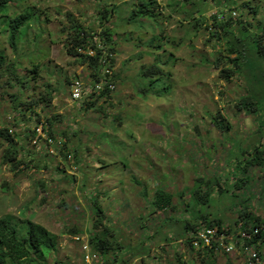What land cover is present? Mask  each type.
Instances as JSON below:
<instances>
[{
  "label": "rangeland",
  "instance_id": "obj_1",
  "mask_svg": "<svg viewBox=\"0 0 264 264\" xmlns=\"http://www.w3.org/2000/svg\"><path fill=\"white\" fill-rule=\"evenodd\" d=\"M156 1L152 8L148 3L138 11L140 0H11L10 17L28 6L35 7L32 20L19 30L15 47L8 39L9 15L0 16V46L6 53L5 66L0 67V127L8 126L20 134L10 144L0 141V218L12 216L11 224L35 221L57 236V250L35 264H169L176 255L186 264H245L238 248L229 254L215 252L209 262L201 250L193 249L180 236L183 223L173 221L185 217L189 205L197 212L223 218L233 229L235 219L243 218L240 208L247 206L248 200L236 192V182L247 175L243 160L254 156L253 148L260 144L264 98L249 112L237 107L252 86L246 89V80L240 82L238 77L234 83L226 80L220 73L226 67L222 62L216 68L222 49L215 45L221 42L209 37L206 23L212 13L234 8L240 14L237 21L258 32V22L264 21V0ZM253 7H258V14L252 12ZM134 9L143 17H130ZM98 11L103 17L99 24ZM63 12H68L67 16ZM76 16L92 30L101 32L109 27L116 50L117 96L114 94L104 110L85 115L69 108L74 102L66 83L67 72L75 73L81 66L65 45L75 21L82 23ZM197 18L204 19L198 29L193 27ZM66 26L67 31L62 32ZM34 64L39 65L38 74L29 71ZM2 71L7 72L5 76ZM13 71L17 73L14 77ZM16 77L28 79L34 92L22 86L13 90L9 80L18 83ZM241 83L243 90L238 87ZM7 86L8 92L2 96ZM47 87L54 88L59 97L54 94L51 106L42 114L57 112L62 131L69 134L70 128L77 129L71 143L84 141L76 145L82 158L80 170L74 166L70 172L69 163L65 169L59 167L71 180L74 176L75 182L60 179L57 164L62 161L34 144L27 129L35 122L27 125L23 113L9 109L11 93L22 99L29 94L39 97ZM252 90L258 94L256 85ZM219 114L229 124L224 131L213 118ZM16 118L18 125H14ZM12 144H16L22 162L14 170L12 162H4ZM259 170L257 165L247 170L254 174L251 180H257ZM197 178L214 182L216 191L210 194L209 203L196 200L197 208H193L190 188ZM256 185L250 183V187ZM220 186L228 191H220ZM164 189L174 194L176 208L162 215L155 213L153 201L157 191ZM97 196L126 246L122 252L103 255L98 262L83 261L82 249L86 256L90 250L87 244L93 249L90 233L96 231V213L90 198ZM166 217L174 218L161 222ZM196 224L204 222L198 219ZM73 226L79 228L77 234ZM117 254L119 258L114 260Z\"/></svg>",
  "mask_w": 264,
  "mask_h": 264
},
{
  "label": "trees",
  "instance_id": "obj_2",
  "mask_svg": "<svg viewBox=\"0 0 264 264\" xmlns=\"http://www.w3.org/2000/svg\"><path fill=\"white\" fill-rule=\"evenodd\" d=\"M150 3V7L157 5V1H151L148 0H140L139 4V10H141L143 7H145L146 4ZM234 3V2H231ZM10 5V0H0V16L5 12H8ZM136 11L134 9L131 12V16L140 17L142 16L140 12ZM254 14H257V8L253 9L252 11ZM4 13V14H5ZM34 14V7L30 8V11L28 13H18L15 17L7 19L8 22V39L9 42H11L12 46H16L18 42V32L20 28L24 27L29 21L32 20V15ZM142 14H147L146 11H142ZM143 17V16H142ZM198 19V18H197ZM199 19L195 20V27L198 29L197 25L199 24ZM79 28L80 25H77ZM258 32H252L248 25H243L241 21H233L232 19H229L227 21H217L216 19H212L211 22L206 23V29L209 32V37L212 39H216L218 42H221V45L216 44L219 49L221 48L222 51H219V57L217 61L214 63L216 68H219V62H222L224 65H226L225 68H223L220 73L222 76L226 78V80H230L234 83L236 81L235 77H238L239 81L242 82V79L246 80L247 87H251L247 89L245 93H247L246 96H243L240 100V102L236 103L237 107L239 109H244L249 112L253 108V106L257 104H261V99L264 98V21L258 22ZM237 29V30H236ZM78 31V30H77ZM85 36L81 37L80 34H78L76 37H74V41L81 43L85 42L86 39L89 36L85 30ZM100 35L102 37H105V39H110L113 35L111 29L107 28L105 31L101 32ZM225 39V41H224ZM224 41V43H222ZM76 43V45L78 44ZM219 45V46H218ZM221 46V47H220ZM215 48V47H214ZM232 55L234 57H232ZM219 60V61H218ZM208 61V60H205ZM6 63V53L3 51V49L0 47V67H4ZM15 66V63H13ZM39 65H35V70L38 71ZM16 68V67H14ZM10 69V67H8ZM7 71V69H6ZM6 71H2L1 75L5 76ZM261 73V74H260ZM17 73L13 71L12 77H14ZM13 79V78H12ZM16 80L19 82H23L20 80L19 77H16ZM253 85L257 86L258 94L255 93L253 89ZM243 90L242 83L239 86ZM49 91V92H48ZM45 90L40 92H45L41 94L40 97H37V99H32L31 107L34 108L35 106H38V104H49L53 100V93L54 90ZM36 101V102H34ZM262 111V110H261ZM36 117L40 116V113H36ZM262 120L264 121V114L262 113L260 115ZM215 124L220 128V130L224 131L229 126L228 121L224 117V115L219 114L218 116L213 117ZM30 119H27L25 121H29ZM263 132V131H262ZM5 141H8L9 143H12V138L3 136ZM13 146V147H12ZM10 147L13 148V150L6 154V162H12L13 170L18 168L22 162L19 160L18 152L15 148V144H12ZM255 156L252 158L251 161L245 162V166H243V171L248 172L247 170L253 166L258 165L260 166L261 175L260 177L264 179V142L262 141V138H260V144L256 145L253 148V151L251 153ZM253 156V157H254ZM82 160L80 159L78 161V164L81 165ZM237 168L240 166V161L236 165ZM80 170V168H79ZM251 175L247 174L243 179L240 180V182H236V192H239L241 188L247 187L249 183H251ZM251 180V181H250ZM194 181H197L196 184L194 183V186L190 188L192 193L191 203H194L193 208H197L195 202L196 200H200L206 203L209 200L210 194H214L216 191V184L214 182L206 183L204 181V178H197ZM250 186V185H249ZM206 187V188H205ZM220 191H228V189L220 186ZM247 200L250 198L248 197L247 193L243 194ZM92 205L93 210L96 213V219L94 220L93 227L96 231H94L92 234L90 233V243L93 246V251L97 254L102 255L105 254H115L116 252H122L123 248L126 246V241L124 239H120V235L117 234L115 229L112 227V222L108 219V216L103 212V208L99 206L98 202V196L94 197ZM155 204V213H161L164 215V211L171 208L172 210H175L176 205L174 203V194L171 193V191H163L159 190L155 194L154 199ZM62 206L65 207V204H62ZM197 209H192L189 205L188 208H186V216L180 217V221L176 220L173 222L183 223V230L182 236L186 242L188 243L189 239L187 238L188 235H191L195 233L196 231H199L201 228H196L197 224L196 222L198 219L202 220L205 225L213 226V225H220L223 223L222 218H215L207 213H203L202 210L196 211ZM120 211V210H119ZM119 213L120 219L124 218V216ZM153 213V212H152ZM150 214V216L152 215ZM179 215V214H178ZM176 215V216H178ZM175 216V217H176ZM248 216H245V219ZM152 218V217H151ZM174 217H166L161 222L164 223L165 220H170ZM13 217L8 215L3 218H0V264H35L39 263L40 261H44V255L46 256L47 253L51 252L52 250L56 249V238L57 236L50 232L46 227H44L41 224L35 223V221L28 220L22 221L21 223H15L11 224ZM258 219L254 220L253 222H258ZM249 222V221H247ZM156 225V224H155ZM144 227V225H141ZM73 232L76 233V231H79V228L76 226H73ZM113 229V230H112ZM143 230V229H142ZM154 232V231H153ZM152 232V234H153ZM77 234V233H76ZM166 245V244H165ZM161 249H165L164 247H160ZM164 252V251H162ZM199 253L204 254L206 257V260L209 262H213L212 254L213 251H199ZM104 257V256H103ZM114 260H117L119 258V255L117 254L116 257H114ZM169 264H186L184 261L181 260L179 255L175 256V261L169 262ZM204 264H207L206 261Z\"/></svg>",
  "mask_w": 264,
  "mask_h": 264
},
{
  "label": "clouds",
  "instance_id": "obj_3",
  "mask_svg": "<svg viewBox=\"0 0 264 264\" xmlns=\"http://www.w3.org/2000/svg\"><path fill=\"white\" fill-rule=\"evenodd\" d=\"M10 3H11V0H10ZM30 8L32 7L28 6L19 13L26 14L30 11ZM253 8L255 9L257 8V11H258V7H253ZM68 12H65V13L63 12V14L67 16ZM4 13L2 15H4ZM5 14L9 15L8 12H6ZM49 15L50 14H48V16ZM13 17L15 16L10 17L9 15L8 20ZM239 18H240V14L234 8L232 9L223 8L215 13H212L210 16L211 21L212 19H216L217 21H227L229 19H232L233 21H237ZM76 19L82 23L81 24L76 23L75 21V23L71 27L73 30L71 39L67 40L65 42V45H66L67 53H69L72 56H77L75 63L81 66L80 68L76 70L75 73H72L71 71L69 72L66 71L69 75L67 76L66 83L70 85V95H71V99L73 100L72 102H74V104L71 103L69 105V108L70 106H72L76 108L77 112L79 111L80 114L83 113L85 115L92 110H97V111L104 110L105 109L104 106L111 104L114 98V94L116 95V93H118L117 78H116L117 74H116V69H115L116 50L112 46L114 45L113 37L111 38L112 40L111 42L110 39H105V37H102L100 35V33L105 31L106 29L105 30L103 29L101 32H98L96 30H92L90 28L85 27L83 21L79 19L77 16H76ZM198 19H201V18H198ZM100 20L103 21V17L101 15V12L98 11V24L100 23ZM249 20L253 21L254 19L250 18ZM50 21L52 22L53 19H51ZM29 22L27 24H29ZM27 24L25 26H27ZM77 25H80V27L78 28ZM66 28L67 26L65 27V29L62 30V32H66L67 31ZM83 30H85L87 34L92 35V36H89L85 42L78 43L74 41V37H76L78 34H80L81 37L85 36V32H83ZM76 43L78 44L76 45ZM35 65L37 64H34L33 67L30 68L29 71L33 72V74H38V71L35 70ZM38 70H39V67H38ZM263 76H264V73H263ZM21 80L23 81L22 83L21 82L16 83L14 79H10L9 85L12 86L13 90H15L17 87L22 86L23 90H24V87H27L28 91L34 92L35 87L32 88L29 86L28 79L22 78ZM262 84L264 87V82ZM7 88L8 86L6 87L4 91H2L1 93L2 96H6L8 92ZM46 90L47 91L54 90L53 99H54V94H57V97H59L58 93L55 92L54 88L51 89L47 87ZM40 93L43 94L45 92H40ZM41 94L39 95V97L41 96ZM5 99L6 98H4V100ZM32 99L34 100L37 99V96L35 97V95L29 94L25 99H22L17 93H11L10 102L12 106L9 109L12 110V113H19V115L20 113H23V115H25L26 117V120L30 119L29 121H25L27 125H30L31 122H35L33 128L27 129L29 133L30 132L32 133L30 135L32 141L34 142V144H38L40 148L45 153H47V155H49L52 158L59 159L60 162L62 161V164L61 163L57 164V170L59 171V173L62 172L59 178L60 179H62L63 177L69 178V175L66 173H63L62 169H65V165H67V163L70 164V169H69L70 172L76 166H77V170L79 169L78 165L80 164H78V161L80 159L82 160V158L77 153L76 145L78 144V142H84V141L75 140L74 142L71 143L70 138L71 136H73V133L77 131V129L75 127L74 129L70 128L71 132L69 134L62 131L60 129L61 115L58 114L57 112L52 113L53 112L52 111L49 114V115L52 114L51 116H45L42 114L46 109H49L47 107L51 106L53 100L48 105L38 104V106H35L34 108H30L31 107L30 104L33 101ZM102 103L104 105H102ZM38 112L40 113V116L36 117L37 116L36 113ZM256 119L259 120V118H256ZM16 121H17V118L14 119V125H18ZM260 122H262V120H260ZM259 130L261 132L264 131V124L262 125L261 129L258 127V132ZM13 132L14 130L8 126L0 127V141L1 142L5 141L3 136L11 137L14 140L15 137L20 135V134L17 135V132L15 133ZM26 137H28V134H26ZM260 138H262V141L264 142L263 132ZM11 151L12 150H10V152ZM252 158H254V161H255L256 158L253 156H250L249 159L243 160V166L245 162L251 161ZM4 162H6V155H5ZM81 165H82V162H81ZM59 167H61L62 169ZM260 175H261V171L257 177L259 187H256V188L257 190L261 191L260 193L261 202H257L255 199L252 200L250 198L248 200L247 206L240 208V211L242 213L241 215L243 216V218L239 220L235 219L236 220L235 229H233L230 225H226L224 223L220 225L216 224L213 226H208L205 224L197 225L196 228H201V229H199V231H196L195 233L191 235H188L187 237L193 249L201 250V251L209 250V251H213V254L219 251L229 254L231 253V250L236 251V249L238 248V250L241 251V253L245 257V264H264V229H263L264 227V179L261 178ZM72 177H73L72 180L70 178L69 179L71 180V182H75L74 176ZM252 177H254V174H252ZM257 180H252L251 182L253 181L256 182ZM163 191H165V189ZM93 199L95 198L93 197ZM93 199L92 197L90 198L91 201ZM89 205L91 204L89 203ZM246 215L248 217L245 219ZM256 219H258L257 220L258 222H253ZM209 229H216L217 232L215 234H211L209 237L210 242L206 243L204 239L202 238L200 239L199 235L201 231H207ZM256 229H259V230L255 231ZM243 233H246V234L243 235ZM77 237L80 238L79 236H76V238ZM79 240L80 239H78L77 241ZM196 242H198V245H196ZM87 246L90 248L87 256H86V251L82 249L83 250V261H85L86 258L87 259L90 258L93 262H98L97 260L98 258H100V260L104 258L101 253L100 255H97L93 251V249L90 247L89 244H87ZM55 247H56L55 250H57L58 248L57 238H56ZM230 247H232L231 250H229ZM55 250H52V251H55ZM51 252L47 253L46 256L44 255V258H45L44 260H46V258L49 256Z\"/></svg>",
  "mask_w": 264,
  "mask_h": 264
},
{
  "label": "crops",
  "instance_id": "obj_4",
  "mask_svg": "<svg viewBox=\"0 0 264 264\" xmlns=\"http://www.w3.org/2000/svg\"><path fill=\"white\" fill-rule=\"evenodd\" d=\"M248 174V172H247ZM251 181V180H250ZM251 183H255V181L251 182ZM256 186H253V187H250V183L247 185V187L245 188H241V190H239V193L241 194H244V193H247L248 194V197L251 198L252 200L255 199L257 202H261V191L260 190H257L256 187H259L258 186V181H256Z\"/></svg>",
  "mask_w": 264,
  "mask_h": 264
},
{
  "label": "built area",
  "instance_id": "obj_5",
  "mask_svg": "<svg viewBox=\"0 0 264 264\" xmlns=\"http://www.w3.org/2000/svg\"><path fill=\"white\" fill-rule=\"evenodd\" d=\"M76 94H77V92H76ZM263 229H264V227H263ZM258 230L259 229H256L255 231H258ZM216 232H217L216 229H209L207 231H201L199 237H200V239L201 238L204 239L206 243H209L210 242V239H209L210 235L215 234ZM245 234L246 233H243V235H245ZM196 245H198V242H196ZM231 249H232V247L229 248V250H231Z\"/></svg>",
  "mask_w": 264,
  "mask_h": 264
}]
</instances>
